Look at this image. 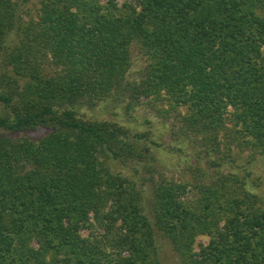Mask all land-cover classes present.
<instances>
[{
  "label": "trees",
  "instance_id": "trees-1",
  "mask_svg": "<svg viewBox=\"0 0 264 264\" xmlns=\"http://www.w3.org/2000/svg\"><path fill=\"white\" fill-rule=\"evenodd\" d=\"M261 161L264 0H0V264H264Z\"/></svg>",
  "mask_w": 264,
  "mask_h": 264
},
{
  "label": "rangeland",
  "instance_id": "rangeland-1",
  "mask_svg": "<svg viewBox=\"0 0 264 264\" xmlns=\"http://www.w3.org/2000/svg\"><path fill=\"white\" fill-rule=\"evenodd\" d=\"M120 2H123L125 0H119ZM34 9V8H33ZM34 11V10H33ZM133 70L132 73H138V71L144 67L145 65V59L142 57V55L140 53H138V51H134V55H133ZM107 103L105 102H100L97 106L95 107H84L81 108L82 112H85V115L90 117V118H97V119H103V118H109L111 116V114L109 112H107ZM179 110H181L182 112H184V107H180ZM140 113L144 116H149L151 118H153V120L155 121V125L158 127L156 129V132H162L163 131V127L165 126V123L163 120L158 119L156 115H154L152 112H146L145 110H141ZM174 120V119H173ZM165 122H168L167 125H171L172 120H165ZM169 130H171L172 125L169 126ZM161 130V131H159ZM167 130V132L169 131ZM166 138V137H165ZM163 160L167 162V159L165 158V156H162ZM161 159V158H160ZM169 162V161H168ZM261 163H264V161H261ZM260 163V166H261ZM167 172V171H166ZM167 174H169V176L174 175L175 178H179V177H183L184 173L182 171H180V169H176L173 172H167ZM257 176L261 177L262 181H263V188H264V169L263 168H259L258 169V173ZM255 177V176H254ZM256 178V177H255ZM261 181V182H262ZM260 182V183H261ZM84 236L88 235L90 233V230L87 228L82 229L81 232ZM208 241L207 236H203V237H199L198 239V244L197 246H199V244L201 242L206 243ZM164 256H165V262L166 264H178V260L177 257L175 255V253L166 245V247L164 248Z\"/></svg>",
  "mask_w": 264,
  "mask_h": 264
}]
</instances>
